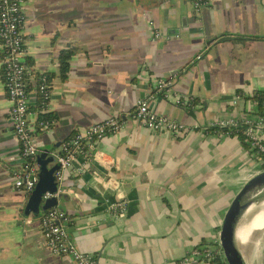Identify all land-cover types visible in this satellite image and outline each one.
I'll return each instance as SVG.
<instances>
[{
	"label": "crops",
	"instance_id": "1",
	"mask_svg": "<svg viewBox=\"0 0 264 264\" xmlns=\"http://www.w3.org/2000/svg\"><path fill=\"white\" fill-rule=\"evenodd\" d=\"M148 1L24 5L30 106L35 75L49 73L46 111L57 115L49 128L33 127L39 151L54 155L55 143L110 115L118 114L123 123L93 143L86 165L82 155L75 158L61 183L66 196L57 202L68 215L69 238L98 264L169 263L212 243L236 193L264 169L238 136L216 127L227 117L259 115L252 96L264 91V0H203L199 7L195 0ZM175 7L188 23L178 35L163 24L166 10ZM150 21L159 32L154 39ZM238 35L248 37L236 40ZM69 45L77 50L61 80L58 56ZM160 80L169 98L156 90ZM173 95L192 106L175 104ZM141 99L157 114L183 123L184 133L154 132L130 117ZM10 106L0 67V264H76L44 244L43 211L24 215L29 194L13 185L22 161ZM30 106L29 121L35 123ZM261 132L264 142V126ZM121 201L125 214L110 217L107 204ZM247 230L252 237L250 221Z\"/></svg>",
	"mask_w": 264,
	"mask_h": 264
},
{
	"label": "built area",
	"instance_id": "2",
	"mask_svg": "<svg viewBox=\"0 0 264 264\" xmlns=\"http://www.w3.org/2000/svg\"><path fill=\"white\" fill-rule=\"evenodd\" d=\"M27 0H0V67L3 84L10 102V118L13 132L19 144V156L22 161L21 168L14 173L13 185L15 188L30 194L38 181V168L35 158L40 152L36 147L32 131L33 127L47 129L53 121H29V92L27 90L28 67L24 60L25 36H24V5ZM204 1L195 0L194 6L199 7ZM152 29V39L159 36L154 22H149ZM199 58V56H197ZM166 83L162 80L156 83V90L164 97L169 98L170 93L166 89ZM46 84H41L38 91L45 92ZM173 102L190 106L189 101L173 95ZM47 109V108H46ZM42 109V111H46ZM130 117L141 122L154 132H168L174 137L185 131L183 123L176 122L166 116L157 114L148 105L146 99L138 100L133 111L128 113ZM238 124L245 126L243 134L247 146L259 157L264 158V142L262 140V129L264 126L263 115L248 116L238 121L233 117H227L217 122L216 127L223 133H229V129ZM123 123L119 115H110L85 128L72 133L58 147L54 157L59 168L54 172L55 181L59 185L58 191L65 173L72 166L78 155L83 157V166L91 158L89 150L93 143L105 135L117 132ZM104 164L106 162L104 161ZM109 166V164H108ZM53 195L46 192L42 199H48ZM127 210L125 201L110 202L106 211L112 218L121 217ZM69 221L66 212L58 206L46 210L40 218V230L44 244L55 255H69L76 264H98L97 259L90 253L80 251L67 232ZM216 257L223 258L218 239L210 244L195 246L180 259L163 264H200L211 262Z\"/></svg>",
	"mask_w": 264,
	"mask_h": 264
},
{
	"label": "water",
	"instance_id": "3",
	"mask_svg": "<svg viewBox=\"0 0 264 264\" xmlns=\"http://www.w3.org/2000/svg\"><path fill=\"white\" fill-rule=\"evenodd\" d=\"M157 4V1L152 3V5L156 6ZM170 8L164 14L163 24L168 26L170 33L178 35L188 27L187 18L184 15H179L177 7L173 10H170ZM172 21L176 22V26L171 24ZM159 93L163 95L162 91ZM64 140L61 139L55 143V146H59ZM35 161L38 168V181L28 196L24 207L25 216L30 214L39 216L41 211L45 213L47 209L57 206L59 197L65 198L66 196L61 191H58L59 185L55 181L54 172L59 168V164L54 162V155H49L48 150L40 151ZM49 163H53V165L48 167ZM46 192L53 196L43 200L42 196ZM262 202H264V169L244 183L223 216L217 238L226 264H247L243 254L239 255L234 249L235 233L238 224L247 213Z\"/></svg>",
	"mask_w": 264,
	"mask_h": 264
},
{
	"label": "trees",
	"instance_id": "4",
	"mask_svg": "<svg viewBox=\"0 0 264 264\" xmlns=\"http://www.w3.org/2000/svg\"><path fill=\"white\" fill-rule=\"evenodd\" d=\"M248 37V36H247ZM246 36H236V40H244L247 39ZM219 38V37H217ZM261 39H264L263 37H260ZM77 50L76 46L69 45L65 49L61 50L58 56V65H59V76L61 80H65L67 77V73L69 70L70 65V59L75 54ZM25 63H27L25 61ZM51 74L49 73H37L35 75V89H36V97L35 102L32 106H30V109L36 111L37 113V120L36 121H55L57 119V115L54 112H47L42 111V109H46L49 104V98H50V90H51V83H50ZM41 84H46L45 92L40 93L38 91L39 86ZM30 88V86L28 87ZM253 101H255L257 107H258V113L260 115L264 114V91H257L252 96ZM190 106H192V102H190ZM52 125V124H51ZM245 126L243 124H238L236 127L229 129V134L236 135L238 138L243 142V144H246L245 137L243 134ZM262 160V167L264 168V158ZM211 264H226L224 262L223 258L216 257L213 259Z\"/></svg>",
	"mask_w": 264,
	"mask_h": 264
},
{
	"label": "bare ground",
	"instance_id": "5",
	"mask_svg": "<svg viewBox=\"0 0 264 264\" xmlns=\"http://www.w3.org/2000/svg\"><path fill=\"white\" fill-rule=\"evenodd\" d=\"M249 221L252 223L254 232L264 230V202L248 212L237 226L233 244L235 251L239 255L243 254L246 244L251 239V235H249L247 230V224Z\"/></svg>",
	"mask_w": 264,
	"mask_h": 264
},
{
	"label": "rangeland",
	"instance_id": "6",
	"mask_svg": "<svg viewBox=\"0 0 264 264\" xmlns=\"http://www.w3.org/2000/svg\"><path fill=\"white\" fill-rule=\"evenodd\" d=\"M243 256L247 264H264V230L252 234L243 251Z\"/></svg>",
	"mask_w": 264,
	"mask_h": 264
},
{
	"label": "flooded vegetation",
	"instance_id": "7",
	"mask_svg": "<svg viewBox=\"0 0 264 264\" xmlns=\"http://www.w3.org/2000/svg\"><path fill=\"white\" fill-rule=\"evenodd\" d=\"M153 0H149L147 3L150 4Z\"/></svg>",
	"mask_w": 264,
	"mask_h": 264
}]
</instances>
